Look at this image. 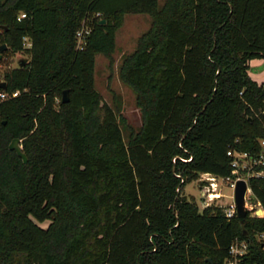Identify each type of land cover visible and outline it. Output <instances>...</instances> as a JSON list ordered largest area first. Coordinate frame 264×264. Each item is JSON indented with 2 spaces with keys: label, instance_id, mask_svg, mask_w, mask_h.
<instances>
[{
  "label": "trees",
  "instance_id": "obj_1",
  "mask_svg": "<svg viewBox=\"0 0 264 264\" xmlns=\"http://www.w3.org/2000/svg\"><path fill=\"white\" fill-rule=\"evenodd\" d=\"M130 12L152 23L121 67L143 115L126 137L95 66ZM3 43L0 63L28 61L0 70V92L20 91L0 97V264H225L237 238L264 263V212L241 222L183 193L204 171L234 174L229 149L260 150L264 0H0ZM250 185L264 209V175Z\"/></svg>",
  "mask_w": 264,
  "mask_h": 264
},
{
  "label": "rangeland",
  "instance_id": "obj_2",
  "mask_svg": "<svg viewBox=\"0 0 264 264\" xmlns=\"http://www.w3.org/2000/svg\"><path fill=\"white\" fill-rule=\"evenodd\" d=\"M159 1L160 4H163L165 0ZM151 23L152 16L149 13H126L123 24L117 30L115 51L111 56L105 53H98L96 56V88L101 92L103 98L117 110L120 119H124L122 126L126 137L131 129L137 131L141 128L143 115L137 104L135 90L122 79L121 67L124 58L137 48L140 36L149 29ZM20 55L28 56L25 53L5 54L4 60L0 63V70L19 65L18 57ZM249 73L259 83L264 81V57H255L251 60ZM219 182L221 197L213 200L208 193L209 187L201 183L200 179H193L186 183L183 193L195 199L201 206L204 200H209L213 204H225L232 201L235 198V189L222 178L219 179ZM252 200L256 201L254 198ZM252 206L259 205L250 204L249 208L251 209Z\"/></svg>",
  "mask_w": 264,
  "mask_h": 264
},
{
  "label": "built area",
  "instance_id": "obj_3",
  "mask_svg": "<svg viewBox=\"0 0 264 264\" xmlns=\"http://www.w3.org/2000/svg\"><path fill=\"white\" fill-rule=\"evenodd\" d=\"M27 15L26 12H21L18 15V18L21 19ZM90 32L89 27H83L77 32L78 45L82 47L84 37L87 33ZM24 50L32 46L31 39L26 36L24 37ZM19 90H15L12 93H9L5 90L0 92L1 98H7L8 96H17ZM228 154L231 155L232 161L231 165L234 168V174H228L225 176H220L216 173L204 171L200 174V181H204V184L209 187V196L213 200L215 198L221 197L220 182L219 179L222 178L225 182L230 184L234 189L238 179L244 178L247 180V190H246V203L248 207L253 204L259 205L257 207L252 206L249 210L252 211V214H259L258 210L262 208L260 201L257 203L251 200L253 195V189L250 185V178L252 176H261L264 175V138L260 140V150L257 154L252 155L249 151H240L229 149ZM205 192V191H204ZM206 194V192H205ZM206 197V195H205ZM212 204L209 200H204L202 206ZM219 204V203H218ZM224 207L225 213L228 217H233L237 215L238 207L235 198L232 201H229L225 204H221ZM263 209V208H262ZM264 212V209L263 211ZM259 239H264V232L259 233ZM251 239L249 238H237L230 245L229 255L225 259V264H246L245 256L250 250ZM253 264H264L261 262H254Z\"/></svg>",
  "mask_w": 264,
  "mask_h": 264
},
{
  "label": "water",
  "instance_id": "obj_4",
  "mask_svg": "<svg viewBox=\"0 0 264 264\" xmlns=\"http://www.w3.org/2000/svg\"><path fill=\"white\" fill-rule=\"evenodd\" d=\"M8 47L7 43H3V45H1L0 49L3 52L6 48ZM2 56V54H1ZM28 61V56L26 55H20L18 57V62L20 66H23L26 62ZM255 69V68H253ZM0 85L2 87L6 86V82L2 81L0 83ZM70 100V95H69V89H65L63 92V97H62V101L63 102H68ZM10 147L13 149H16L17 152L19 153V155H21L24 159L25 162H28V155L27 153L23 150L21 141L19 137H15L11 143H10ZM247 180L244 178L238 179L237 184H236V188H235V200L237 203V207H238V212L237 215L239 217V219L241 220V222H245L246 218H247V214L249 211V207L246 203V190H247ZM263 211L262 208H260L258 210V213L261 214ZM212 260V259H210Z\"/></svg>",
  "mask_w": 264,
  "mask_h": 264
}]
</instances>
